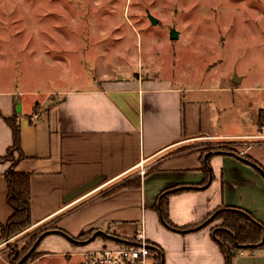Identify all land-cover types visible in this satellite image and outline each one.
<instances>
[{
	"label": "crops",
	"instance_id": "obj_1",
	"mask_svg": "<svg viewBox=\"0 0 264 264\" xmlns=\"http://www.w3.org/2000/svg\"><path fill=\"white\" fill-rule=\"evenodd\" d=\"M246 78L235 72L217 85L182 87L135 73L59 91L56 101L39 89L0 90V158L14 144L5 117L17 114L15 155L24 156L15 168L31 174V228L48 223L73 237L102 229L130 238L143 224L164 264H228L213 223L179 231L164 223L156 205L164 190L185 185L169 195L176 226L196 224L222 206L245 208L264 223V143L257 138L264 99L256 101L264 75L241 86ZM198 141L225 142L236 153L194 146ZM12 164L0 160V264L7 261L2 226L14 212L5 177ZM96 179L95 189L70 197ZM69 239L49 233L29 263L80 252L83 264V245L118 242L106 235L88 243ZM245 252L233 264H264V246Z\"/></svg>",
	"mask_w": 264,
	"mask_h": 264
},
{
	"label": "rangeland",
	"instance_id": "obj_2",
	"mask_svg": "<svg viewBox=\"0 0 264 264\" xmlns=\"http://www.w3.org/2000/svg\"><path fill=\"white\" fill-rule=\"evenodd\" d=\"M174 30L176 37L171 36ZM235 72L247 74L241 86L264 75V0H0L2 91L39 89L56 101L59 91L93 86L107 77L143 73L177 86L200 87L228 81ZM261 99L264 91L256 101ZM218 147L231 146H205ZM51 226L43 223L7 238L4 263L11 264V255L19 256ZM94 243L83 246L111 245ZM79 255L39 264H82Z\"/></svg>",
	"mask_w": 264,
	"mask_h": 264
},
{
	"label": "trees",
	"instance_id": "obj_3",
	"mask_svg": "<svg viewBox=\"0 0 264 264\" xmlns=\"http://www.w3.org/2000/svg\"><path fill=\"white\" fill-rule=\"evenodd\" d=\"M261 120L264 123V112L261 111ZM7 123L11 126L14 133V144L8 149L5 156L0 160H13L12 166L5 172V177L8 183V203L14 209V212L8 222L2 226L3 238L7 239L14 234L29 228L33 224L32 220V206H31V174L19 172L16 170L15 165L22 159L24 154L20 152V155L16 157L15 152L21 151V131L20 123L17 114H13L5 117ZM209 150V149H208ZM210 150H223L225 152H231L235 154V150L231 147H218ZM210 153H207V158ZM209 174V170H208ZM211 175V172H210ZM210 180V177H209ZM189 186L175 185L164 190L161 195L157 209L160 211L161 217L164 223L176 230L187 232L196 229L199 226L210 225L218 219H223L221 224L212 227L214 232V238L221 245L224 253L228 258V264H233V258L238 255L240 251H255L257 248L264 246V223L256 218L249 210L237 207V206H222L211 212L204 220L189 226L179 227L176 226L169 216V195L177 191L184 190ZM54 230L57 233L63 234L73 241L75 239L82 240V236L73 237L67 231L58 228L57 226L46 227L42 229L36 236H34L29 245L22 250V253L14 256H10L11 264H16L36 243L38 238L47 231ZM90 232L89 235L94 233ZM49 234V233H47ZM46 234V235H47ZM44 235V237L46 236ZM103 234H97L96 237ZM43 237V238H44ZM95 237V238H96ZM116 239L119 242H129V238L124 236H117ZM24 261L23 264H28L32 260L38 257V246ZM153 250L156 254V264H164L162 254L156 250L153 245Z\"/></svg>",
	"mask_w": 264,
	"mask_h": 264
},
{
	"label": "built area",
	"instance_id": "obj_4",
	"mask_svg": "<svg viewBox=\"0 0 264 264\" xmlns=\"http://www.w3.org/2000/svg\"><path fill=\"white\" fill-rule=\"evenodd\" d=\"M257 138L264 143V126ZM244 253L246 252L241 251V254ZM82 254L83 264H156L157 253L141 224L129 238V242H114L110 246L86 250Z\"/></svg>",
	"mask_w": 264,
	"mask_h": 264
},
{
	"label": "water",
	"instance_id": "obj_5",
	"mask_svg": "<svg viewBox=\"0 0 264 264\" xmlns=\"http://www.w3.org/2000/svg\"><path fill=\"white\" fill-rule=\"evenodd\" d=\"M150 17H151V20H152L153 23H157L158 22V18H156L154 15H150ZM171 36L172 37H176L177 36V31L176 30L172 31L171 32ZM218 152H221V150H218ZM98 182H99V180L96 179V180H92V181H89V182L83 184L82 186H80L79 188L74 190L70 194V197L76 199V198L82 196L83 194L88 193L89 191H91V190H93V189H95L97 187ZM52 232H54V230H51V231L49 230V231L43 233L38 238V240L36 241L34 246L16 264H23L24 261L29 257V255L35 250V248L37 247V244L39 242H41V240L43 239L44 235H46L47 233H52ZM97 234H103V235H106V236H109V237H112V238H116L117 237V236H115L113 234L108 233L105 230L98 229V230H96L94 232V234L89 239L80 240V241L75 239V241H77V242H87L88 243V242L92 241L97 236Z\"/></svg>",
	"mask_w": 264,
	"mask_h": 264
}]
</instances>
